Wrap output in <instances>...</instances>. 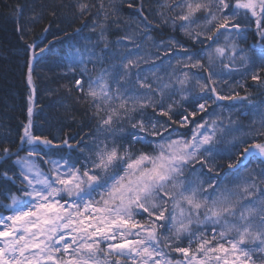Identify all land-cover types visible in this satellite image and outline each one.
<instances>
[{"label":"snow or ice","instance_id":"obj_1","mask_svg":"<svg viewBox=\"0 0 264 264\" xmlns=\"http://www.w3.org/2000/svg\"><path fill=\"white\" fill-rule=\"evenodd\" d=\"M59 7L85 21L84 43L57 62L66 70L48 94L70 97L87 123L61 103L80 131H33L48 49L28 45L27 120L14 150L0 139V264H264V102L247 94L249 79L264 89V0ZM48 14L60 19L57 6ZM249 35L255 58L240 48Z\"/></svg>","mask_w":264,"mask_h":264},{"label":"trees","instance_id":"obj_2","mask_svg":"<svg viewBox=\"0 0 264 264\" xmlns=\"http://www.w3.org/2000/svg\"><path fill=\"white\" fill-rule=\"evenodd\" d=\"M62 3L69 4L71 0H0V139L7 138L15 141V144L11 145L13 150L19 144L18 137L23 123L27 120L29 96L26 79L27 62L32 55L28 45L33 42L48 49L39 55V62L35 63L33 79L36 93L33 131L38 134L62 136L75 135L79 132L78 126L69 127L71 121L65 119L69 113L58 107L61 103L70 110L75 108L76 120L87 123L83 109L74 105L70 97L64 96L63 92L58 96L48 94L49 89L58 86L53 83V80L59 79L66 70V66L58 68L57 62L61 58H64L66 62L71 59V48L77 47L83 41L76 30L81 28L85 21L74 22L72 11L67 7H59ZM53 6H57L60 19L56 24L50 25L49 21L53 18L48 14V10ZM20 7L23 8L22 14L16 11ZM128 11L131 10L125 8V12ZM41 13L42 18L36 20L32 18L34 14L39 17ZM46 28L47 33H45ZM89 34L85 29L83 35ZM167 35L165 33V38ZM241 46L253 55H258V38L249 35ZM97 72L98 70L93 71L92 76L95 77ZM247 85L249 100L253 104L264 102V89H258L250 79ZM238 90L241 95H245L243 89ZM243 103L248 104V101ZM61 122H63V133L59 132ZM89 130V127L85 126L80 134L84 135ZM3 146L0 145V147ZM24 154L21 152V155Z\"/></svg>","mask_w":264,"mask_h":264},{"label":"rangeland","instance_id":"obj_3","mask_svg":"<svg viewBox=\"0 0 264 264\" xmlns=\"http://www.w3.org/2000/svg\"><path fill=\"white\" fill-rule=\"evenodd\" d=\"M111 39H112V40H116V39H118V35H116V34L112 35V36H111ZM82 43H84V41H82L80 44H82ZM74 48H75V47H72V48H71V52H70V57H71V58H73V50H74ZM240 48H242L241 44H240ZM242 49H243V48H242ZM244 54H245L246 56L250 57V58H255V57L257 56V55H253L249 50H245V49H244ZM92 73H93V72H92ZM236 79H239V76H237ZM229 83H231V81H230ZM222 87L225 89V91L230 90V89L228 88V85H227V84L222 85ZM220 103H222V104H226V105H230V104H231L230 101H221ZM213 107H214V105H213ZM181 111H182V109H181ZM209 111H211V109H209ZM224 115H225V116L228 115L227 111H225ZM198 119H199V118H198ZM250 119H251L250 116L243 117V118L241 119V123H242L243 125L247 126L248 123H249V120H250ZM180 131H181V132H187L188 129H181ZM218 147L223 148V146H218ZM236 151H238V150H235V149L233 150V155L235 154ZM237 159H238V158H237ZM232 162H235V160H233ZM228 163H229V160H228V159L217 160V164L220 165V172H219V175L223 176V174H224L226 171H231V170H229V169L227 168V164H228ZM249 167H255V162H253L252 164H250Z\"/></svg>","mask_w":264,"mask_h":264}]
</instances>
